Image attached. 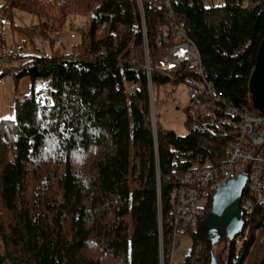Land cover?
<instances>
[{"label": "trees", "instance_id": "trees-1", "mask_svg": "<svg viewBox=\"0 0 264 264\" xmlns=\"http://www.w3.org/2000/svg\"><path fill=\"white\" fill-rule=\"evenodd\" d=\"M142 1L153 85L189 77L185 68L170 76L160 64L158 39L179 25L226 98L260 112L249 80L264 39V0ZM18 8L38 15V33L13 24L30 49L3 73L17 82L46 78L47 87L18 96L15 117L0 120V264H161L159 216L167 233L172 189L189 168L222 162L234 130L198 107L185 135L158 121L155 150L145 37L133 27L141 24L138 0H2L0 39ZM75 13L89 18L67 49L58 32ZM211 204L212 195L206 215ZM262 218L256 210L242 233L218 245L201 220L187 231L191 250L181 264H211L223 252L221 264H244ZM170 248L166 238L165 264ZM263 262L261 240L252 264Z\"/></svg>", "mask_w": 264, "mask_h": 264}, {"label": "built area", "instance_id": "built-area-1", "mask_svg": "<svg viewBox=\"0 0 264 264\" xmlns=\"http://www.w3.org/2000/svg\"><path fill=\"white\" fill-rule=\"evenodd\" d=\"M163 0H156L161 6ZM170 6L171 0H164ZM220 3L221 0H207ZM250 0H244L249 3ZM141 10V24H134L135 29L142 28L144 33L145 67L148 76V91L151 107V125L157 143V117L154 113L155 91L152 82L151 53L145 10L142 0H138ZM173 36L158 39L160 45H165V51L160 59L161 66L171 76L174 71L186 69L190 71L185 80L191 103L202 109L211 111L219 125H228L234 130V137L228 148L226 157L218 164H197L185 171L180 182L174 186L170 197L169 230L166 233L162 216H159V247L161 259L165 257L166 238L170 241L169 264H181L186 260L177 259V249L181 239L189 230H196L201 220L206 217L210 196L219 186L227 184L241 174L248 175V183L241 199V209L244 219L251 220L256 210L262 213L264 222V113L255 112L247 107L233 104L222 89L218 88L207 76L201 52L187 32L175 25ZM73 32L71 36H75ZM59 35L55 39H59ZM30 43L15 46L13 51H6L2 62L10 66L23 61V54ZM11 76V75H10ZM12 77V76H11ZM131 88L136 87L132 81ZM17 147H14L16 150ZM261 240H264V224L261 225ZM167 235V236H166ZM264 264V262H263Z\"/></svg>", "mask_w": 264, "mask_h": 264}, {"label": "rangeland", "instance_id": "rangeland-1", "mask_svg": "<svg viewBox=\"0 0 264 264\" xmlns=\"http://www.w3.org/2000/svg\"><path fill=\"white\" fill-rule=\"evenodd\" d=\"M2 2V0H0ZM14 21L8 17L4 20V35L0 39V120L3 118L15 117V102L18 96H23L29 93L32 88L36 90L46 89L47 79L38 77L35 81L28 75L22 76L17 82L10 74H4L3 71L6 65L2 62V57L6 51H13L15 46H23L28 38L19 27H14L13 24H25L38 33L36 24H38V15L28 10L15 9ZM89 18L88 14L75 13L66 16L62 19V29L58 32L61 39L70 49L71 43L76 41L82 28ZM75 33V37H71V33ZM40 36V35H37ZM36 41L38 39L35 36ZM30 42V41H29ZM46 51L52 52L51 41L44 39ZM27 50L30 47L26 48ZM155 102L154 113L159 123L165 129L174 130L178 135H185L188 127L186 124L188 116L196 117L199 113L198 106L191 103L187 84L185 81H168L160 86L154 85ZM158 169V166H157ZM207 216V215H206ZM224 238V237H222ZM261 242V232H258V237L244 264H252L257 254ZM192 239L189 235L183 236L180 245L177 249V259H183L191 250ZM218 245V244H217ZM224 253V252H223ZM217 257L219 264L223 261ZM161 264H165L164 258L161 259Z\"/></svg>", "mask_w": 264, "mask_h": 264}, {"label": "water", "instance_id": "water-1", "mask_svg": "<svg viewBox=\"0 0 264 264\" xmlns=\"http://www.w3.org/2000/svg\"><path fill=\"white\" fill-rule=\"evenodd\" d=\"M249 89L255 107L264 113V39L260 44L255 67L250 76ZM247 183L248 175L241 174L235 179H230L227 184L219 186L214 192L211 209L202 221L213 244H219L222 237L225 242L233 241L243 232L245 219L241 209V199ZM226 247L227 245L224 250ZM219 258L222 259V253ZM211 264H219L215 255Z\"/></svg>", "mask_w": 264, "mask_h": 264}]
</instances>
